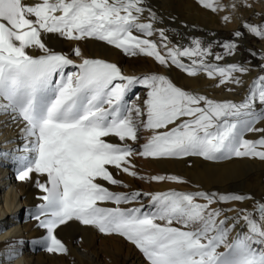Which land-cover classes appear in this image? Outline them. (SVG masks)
<instances>
[{
	"label": "snow or ice",
	"instance_id": "obj_1",
	"mask_svg": "<svg viewBox=\"0 0 264 264\" xmlns=\"http://www.w3.org/2000/svg\"><path fill=\"white\" fill-rule=\"evenodd\" d=\"M198 3L214 12L223 7L218 0ZM145 11L149 12L146 22ZM155 19L144 0H38L34 4L0 0V115L24 122L25 149L34 154L19 158L18 179H31L33 173L46 177L43 182L36 180L43 203L33 215L46 235L34 243L49 253H66L55 231L77 221L101 233L124 237L150 264H264V251L253 247L257 237L264 242V227L244 215L251 235L229 241L231 228L225 227L226 219H219L220 209L211 207L243 196L167 191L152 194L154 211L145 213L142 207H119L135 201L139 192L117 193L102 183L122 185L111 168L137 176L133 155L264 160V127L256 126L264 120V110L256 109L257 102L264 106V75L254 79L241 102L215 101L177 87L164 75L125 76L117 65L100 59L83 58L74 65L66 55L51 51L42 39L44 33L72 41L94 38L127 55L143 54L160 65H174L190 76L203 71L218 79L217 86L241 83L234 73H245L248 68L208 63L211 46L205 47L199 39L188 47L171 45L164 29L154 28ZM244 27L264 37V25L245 22ZM154 32L160 43L151 38ZM236 47L233 42L223 45L226 55H232ZM29 49L42 54L30 55ZM73 54L82 56L79 47ZM215 59L223 56L216 54ZM70 65L78 71L66 74ZM137 84L148 88L143 108L124 102L126 93ZM139 126L152 135L135 152L128 142L137 141ZM247 133L258 134V138L247 139ZM110 137L119 143L109 142ZM150 179L183 182L175 175ZM103 202L117 207L99 206ZM259 208L264 213V204ZM220 247L225 250L218 251Z\"/></svg>",
	"mask_w": 264,
	"mask_h": 264
},
{
	"label": "bare ground",
	"instance_id": "obj_2",
	"mask_svg": "<svg viewBox=\"0 0 264 264\" xmlns=\"http://www.w3.org/2000/svg\"><path fill=\"white\" fill-rule=\"evenodd\" d=\"M25 2L28 4H34L38 2V0H25ZM218 3L224 6L222 0H218ZM262 3L263 4L259 3L258 5L256 0H235L232 4L231 2L229 3L230 7L227 10L219 8L217 11H213V15L206 13L204 9H196L192 4L191 6L193 7V10H195V16L199 15H197V13L201 14L199 15L203 19L201 24H203L204 29L209 31V34L206 32L203 33L206 34V36L208 35L209 38H212L214 35L211 28L218 29L234 27L236 29L237 26H242L243 23H245L244 19L247 17L246 14L250 10L254 13L253 19L257 22L264 12V0ZM246 4L248 6H245ZM232 14L234 20L233 26H226L222 17L224 15L230 17ZM144 15H146V13H144ZM154 23L155 20L153 21V24ZM189 26L194 28V30L202 28L201 26L197 27L199 26L197 24H189ZM183 37L186 36L183 35ZM151 38L157 43H160L161 38L157 32H155ZM43 40L48 45L49 43L54 44L57 41V39L54 41L48 39ZM63 40L64 45L67 48H71L72 56L69 59L74 61V65H77V61L82 60L86 56L82 49L83 45L77 41ZM85 40L89 42V39ZM179 40L180 39H177L175 46L183 47L182 43L184 40L183 42H180ZM76 47L80 48L82 56L77 57L73 54V50ZM29 54H38L37 49H29ZM146 59L151 67L154 64L163 67V65H160L152 57ZM183 59L185 63H190L187 58ZM111 61L117 65L125 76H140L139 72H143L144 60L139 59L138 57L127 58L118 53V51H115L112 53ZM208 63L214 64L213 61H209ZM229 64L241 65L242 63L240 62V59H238L237 54H235L232 61H227L226 65ZM70 67L71 68L65 72L66 74L75 73L72 71L73 65ZM168 70L171 71L172 78L180 86H193L190 90L192 93H202L216 99H221L223 101L231 100L236 103L243 99L248 93V88L254 77V73L249 70L245 73L238 72L234 74L240 78L241 83H226L217 86L219 83L218 79L209 78L203 71L199 72V75L202 77L205 75V79L199 84H195V82L193 84V77L188 75L184 70L177 68L174 65L168 66ZM141 74L144 75V72ZM58 78L59 77H56V79ZM24 126L22 120H12L9 115H0V264H150L144 254L124 237L118 234L101 233L96 227H91L90 232L88 231L89 235H84L87 226L82 224H78V235L69 240L68 246L66 247V253H49L41 244L38 245L39 247H34L31 244L34 238L40 240L46 235V232L45 229L40 227L38 222L33 218L36 210L35 212L30 211L31 213H29V210L27 209L29 194L35 184L34 178L31 176V179L23 181L18 179L19 169L21 167L18 162L19 158H30L34 155L25 149L26 140L21 131ZM141 159V163L147 162L145 157H141ZM149 160L154 166L153 168L146 170L147 174H143L135 170L136 161L133 156L131 157L134 170L137 172V176L135 177L112 168L114 176L117 175V173L119 174L116 179L122 180L126 184L124 188L106 182L102 183H104V186L108 187L110 191L127 194L137 192V189L139 188L137 184H139L141 190L140 194L146 195L144 197L146 198L144 202L149 203L152 194L164 193L169 190L183 193L203 191L206 193H215L217 195L223 194V191L229 187L230 183H233L231 181L236 180L240 176L236 172L238 163L233 162V160L231 162L226 161L218 163L212 160H206L199 156H194L193 161L196 163L201 162L205 168L203 170L191 172H189L190 170H185V176L191 177V181L175 186L173 184H166L164 181H153L150 179L154 175L166 174L168 170L171 169V167H169L171 166V162H168L169 160L164 162L165 160L162 161L163 159L158 160L157 158H149ZM254 160L255 159L250 158L249 161L248 159H243L240 160V162L248 163V165L254 168L257 167L258 169L264 167V161ZM210 169H212V171H210ZM237 182L238 181L233 183V185L236 186ZM262 198H264V195L263 197L259 196V199ZM137 202L138 200L136 199L135 201L123 203L124 209L134 208V205H136ZM198 202L203 203L204 201L200 199ZM224 205V202H217L213 203L211 207L214 209H220L219 219H226L225 227L231 228L228 237L229 240L234 237L236 238L237 236L243 237L251 235L249 224L243 219L244 215L247 214L237 216V207L230 208ZM255 206L256 204L250 199L247 207L253 208ZM151 211H154V209ZM255 213V215H252L250 212L247 216L249 218L251 217L252 221L257 223L258 226L264 227V213ZM256 239L258 242L254 243L253 247L259 251H264V242H259V237ZM223 250L224 248L222 247L218 249L220 252H223Z\"/></svg>",
	"mask_w": 264,
	"mask_h": 264
},
{
	"label": "rangeland",
	"instance_id": "obj_3",
	"mask_svg": "<svg viewBox=\"0 0 264 264\" xmlns=\"http://www.w3.org/2000/svg\"><path fill=\"white\" fill-rule=\"evenodd\" d=\"M233 1H235V0H222V2H224V6H225V7L223 6L222 8L227 10L230 7L229 3L231 2V4H232ZM258 2L263 4L262 3L263 0H256V3L259 5ZM191 4L193 5V7L195 6L196 9H198V10L204 9V11L206 13H210L211 15H213V13H214L213 11L202 7L201 4L198 3L197 0H195V1L194 0H155V1L144 0V7L146 9H150L151 12H154L156 15L154 28L155 29H164L171 45L175 46L177 39H180L179 40L180 42H183V40H184V42L182 43L183 47H188V46H191V41L193 39H199L205 47H207L209 45L211 46L212 55L206 57L207 62L213 61L214 64H218L221 67H224L226 65L227 61H232L233 57H235V54H237L238 59H240V62L242 63L241 66L248 68V70L250 72L254 73V75H253L254 77L251 80V84L254 81V79L259 77L260 75H264V67H262V66H264V46H263L264 37H257L255 35H253L247 28L244 27L245 23H243L242 26H240V25L237 26L236 29L234 27H231V26H233V23H234L233 14H232L230 16L232 18L229 17V19L227 21H225L223 19L225 17V15L222 17L223 22L225 21V23H226V26H230L231 28H227V27L226 28H218V29L211 28L214 37L209 38L208 35L206 36V34L203 33V32H206L209 34V31L204 29L203 24H201V21L203 22V19L199 16L201 14L197 13V15L198 14L199 15L195 16L196 13H195V10H193V7L191 6ZM145 13H146V15L143 14V21L146 22L149 19V18H147V17H149V12L145 11ZM227 14H228V12H227ZM246 16L247 17H245L244 20L247 24L257 25V26L264 25V12L262 14V17L259 18L257 22L253 19L254 13L251 10L246 14ZM189 24H192V25L197 24V25H199L197 27L201 26L202 28H197L196 30H194V28H191L189 26ZM235 32H240L241 35L240 36L233 35ZM135 34H137V33H135ZM157 34H158V32H157ZM137 35H139V33ZM183 35H185L186 37H183ZM42 39H48L50 41H54L57 39V41L54 44L49 43V45H48L44 40H43V42L46 43V46L53 52L64 54L68 58H70L72 56L71 48H69V47L67 48L63 43L64 42L63 39L68 40L67 38H63L59 34H46V33H44V36L42 34ZM88 39H89V42H87V40H85V39L83 41L82 40L77 41L78 43H81V45H83L82 49H83L84 54L86 55L85 58L100 59V60H103L105 62H109V63L114 64V62L111 61V56H112V53H114L115 51H118V53H120L121 55H124L127 58L138 57L139 59L144 60V62H143L144 68L142 69V71L144 72V75H148V74L164 75L174 85H176L177 87H180L183 90L191 92L190 90L193 88V86H184V85L180 86L179 84H177L175 82V80L172 78L171 71L168 70V66L163 65V67H161V66L159 67L158 64H154L151 67L148 60L146 59V58H150V57H148L146 55L140 54V55H136V56H131V55L129 56V55L125 54L121 49L116 48L114 45H109L107 42L99 41V40L94 39V38H88ZM225 42H233L237 45V47L234 50V53L232 55H226L225 54V50L223 48V45ZM28 52H29V50H28ZM37 52H38V54H36L34 56H38V55L42 54L39 50H37ZM253 53H255V55H253ZM216 54L222 55L223 59L217 61L215 59ZM80 62H81V60H78L77 65ZM70 66H72V65H70ZM70 66H67L65 68V72H67L71 68ZM72 69H73L72 71H74V72L78 71V68L75 67L74 65H73ZM143 72H139L140 76H137V75H130V76L143 77L144 75L141 74ZM191 77H193V79H194L193 84H194V82H195V84H199V83H201V81H203V79H205V75H204V77H202L199 75V73L197 75L191 76ZM248 90H249V88H248ZM147 92H148V88L146 86L137 84V85L133 86L128 93H126V95L124 97V102L127 106L139 105L141 108H143V106H144L143 102L147 98ZM197 94L205 95L209 99H212L215 101H223L221 99H216V98L210 97L206 94H202V93H197ZM245 96H244V98H245ZM243 99H241L239 102H241ZM239 102H237V103H239ZM256 109L259 111L264 110V106H261L257 102ZM140 119H146V117H142ZM137 123L139 124V120L137 121ZM256 126L257 127H264V120L259 121ZM151 135H152V132L150 130L144 128L143 126H139L138 127V139H137V141H129L128 143H130L132 145L135 152H139L141 150V146L147 142L148 138ZM257 137H258V134H254V133H247L246 134V138L247 139L251 138L250 140H255V138L257 139ZM109 142L119 143L118 139L115 137H110ZM193 157L194 156L183 157V158H162L163 160L161 158H157L158 160H162V161L165 160L164 162H167L168 160H169L168 162H171V166H169V167H171V169L168 170V172L166 174H164L165 176L175 175L177 177H180L183 181V182H174V181L164 180V183L173 184L175 186H178L180 184L190 182L191 177L185 176V174H184L185 170H188V171L190 170L189 172H191V171H196V170H203L205 168L204 165L201 164V162L196 163L195 161H193ZM133 158L136 161L135 170H137L143 174H147L146 170L151 169L154 166V164H152L150 162L149 158H146L147 162H142V163H141L142 159L140 156L133 155ZM250 158L251 157H231L229 159H224V160H214V162H218V163H222V162H226V161L231 162L232 160H233V162L238 163V167H237L236 172L240 176L236 180L231 181L233 183L238 181L236 186H234L233 183H230L229 187L223 191V194H235V195H240V196L244 197V199L239 200V201H226V202H224L226 207H230V208L237 207V212H236L237 216H239L241 214H247L248 215L250 212L252 213V215H255L256 214L255 212L262 214V212L260 211L259 205L264 204V198L259 199V196L263 197V195H264V167L258 169L257 167L254 168V167L248 165V163L240 162V160H243V159H246V160L248 159V161H249ZM251 159H255L254 161H264V160H261L259 158H251ZM110 170L113 172L112 168ZM210 171H212V169H210ZM117 176H119L118 173L114 177L118 178ZM32 177L34 178L35 184H34V187L31 189V192L29 194V203L27 205V209L29 210V213H31L30 211H32V212L33 211L35 212V210L37 211L38 206L41 203H43V201L40 199V197L43 195V193L36 186V180L39 179L41 182L46 180L45 176H38L39 177L38 178L37 175L34 173L32 174ZM120 181H122V180H120ZM137 185L139 187L137 189V192L141 193L140 185L139 184H137ZM119 186H120V188H122V187L124 188L126 186V184L123 182L122 185H119ZM169 191H171V190H169ZM145 196L146 195L141 194L137 198L138 202L136 203V205H134V207H142V211L145 213H148L149 211H151L154 208L152 206L151 201H149V203L144 202V200H146V198H144ZM250 199L253 201L254 204H256V206L253 208L247 207V204L250 202ZM99 206L105 207V208L117 207V205L115 203H112V202H103V203H100ZM119 207L124 209L123 203L120 204ZM249 209H250V211H249ZM250 219H251V217H250ZM78 224H81V223H79L77 221H71V222L66 223L65 225L60 226L55 231V235L57 236V238L66 247L68 246L69 240L73 239L75 236L78 235V232H79ZM84 226H87V225H84ZM91 227H94V226H87L86 227V230L84 231V235H86V234L89 235ZM234 238H232V239H234ZM38 240H39L38 238H34L31 242V244L34 247H37L39 244L34 243V242L38 241ZM231 240H229V241H231Z\"/></svg>",
	"mask_w": 264,
	"mask_h": 264
}]
</instances>
